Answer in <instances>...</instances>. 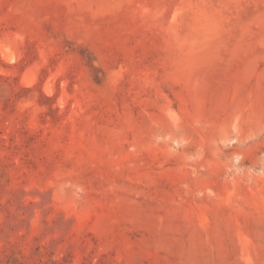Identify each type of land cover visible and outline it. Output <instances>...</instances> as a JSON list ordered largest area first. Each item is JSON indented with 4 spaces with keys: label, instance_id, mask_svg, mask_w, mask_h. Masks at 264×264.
Returning a JSON list of instances; mask_svg holds the SVG:
<instances>
[{
    "label": "rangeland",
    "instance_id": "1",
    "mask_svg": "<svg viewBox=\"0 0 264 264\" xmlns=\"http://www.w3.org/2000/svg\"><path fill=\"white\" fill-rule=\"evenodd\" d=\"M0 264H264V0H0Z\"/></svg>",
    "mask_w": 264,
    "mask_h": 264
}]
</instances>
